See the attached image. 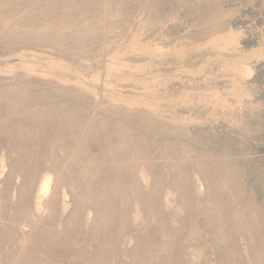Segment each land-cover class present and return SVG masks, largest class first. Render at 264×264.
Wrapping results in <instances>:
<instances>
[{
  "label": "rangeland",
  "instance_id": "1",
  "mask_svg": "<svg viewBox=\"0 0 264 264\" xmlns=\"http://www.w3.org/2000/svg\"><path fill=\"white\" fill-rule=\"evenodd\" d=\"M0 264H264V0H0Z\"/></svg>",
  "mask_w": 264,
  "mask_h": 264
},
{
  "label": "bare ground",
  "instance_id": "2",
  "mask_svg": "<svg viewBox=\"0 0 264 264\" xmlns=\"http://www.w3.org/2000/svg\"><path fill=\"white\" fill-rule=\"evenodd\" d=\"M251 68L248 66H243V70L245 75H249L251 73ZM53 181L50 176H46L44 180L41 182V185L38 189L39 199L43 196H46L49 194V192L52 190Z\"/></svg>",
  "mask_w": 264,
  "mask_h": 264
}]
</instances>
